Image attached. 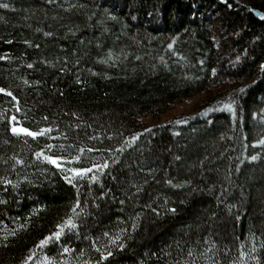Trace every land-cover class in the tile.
<instances>
[{
	"label": "trees",
	"instance_id": "trees-1",
	"mask_svg": "<svg viewBox=\"0 0 264 264\" xmlns=\"http://www.w3.org/2000/svg\"><path fill=\"white\" fill-rule=\"evenodd\" d=\"M0 3L9 5L0 8V87L17 97L0 93V181L13 182L0 183V264H24L33 251L29 264H46L45 255L55 264H173L176 242L185 253L212 249L197 264H264V145L257 144L264 138V21L249 6ZM203 93L187 116L142 122ZM230 101L232 110L205 112ZM11 116L30 130L51 127L55 139L13 135ZM137 133L131 147L114 151ZM39 151L68 157L64 168L102 159L109 167L70 184L63 177L71 173L38 159ZM68 217L77 228L38 248ZM117 235L123 249L110 243ZM65 246L75 251L63 253ZM105 246L112 255L101 260L96 248Z\"/></svg>",
	"mask_w": 264,
	"mask_h": 264
},
{
	"label": "snow or ice",
	"instance_id": "snow-or-ice-1",
	"mask_svg": "<svg viewBox=\"0 0 264 264\" xmlns=\"http://www.w3.org/2000/svg\"><path fill=\"white\" fill-rule=\"evenodd\" d=\"M54 0H48V3L51 4L53 3ZM9 5L7 3H0V8H8ZM46 36L51 35V33H45ZM172 44L170 43L168 45V47L171 49L172 48ZM111 53H109V58H111ZM0 59H2V57H0ZM29 68L32 67V64L28 65ZM25 84H28L29 82L27 80L24 81ZM241 92L243 91V89L240 90ZM0 93L5 94L8 97H11V99L13 101L17 100V97L15 95H13V93L11 91H6L3 87H0ZM18 103V101H17ZM233 107V102L230 101L228 103H223L222 104V108L221 107H217V108H212L209 107L205 110V112H212V111H216V110H223V109H228V110H232ZM17 111H19V108L16 109ZM75 115V114H73ZM45 120L48 119L47 116L44 117ZM15 122V123H12ZM8 123L10 125V132L15 135V136H20V135H24L27 137H31L32 139H36L39 136H47L49 139H55V137H51V133L53 131V129L51 127H46V128H40L38 130H30L27 127H23V126H19V121L17 120L16 116H11L8 120ZM177 123H180L179 121ZM184 123H186V121H184ZM145 131L150 132L151 129H145ZM143 133H137L136 135L131 136L130 138H126L124 141V145L120 148H116L114 151L116 152H123L125 150L126 147H131L132 144L139 139L140 135H142ZM177 135L179 133H176ZM65 138H67L65 136ZM97 137L95 136H91L89 137V139H96ZM109 139H111V137H109ZM258 145H264V138H261L260 140L257 141ZM256 146V145H253ZM46 147L51 150L53 148V145L48 144L46 145ZM60 149H64L65 146L64 145H60L59 146ZM69 148L73 147V145H69ZM78 151L80 153H83L85 151L84 148H79ZM88 152H93V151H101L100 149H97L95 147H88L87 148ZM111 151V150H110ZM34 155L39 159L42 158L44 161L52 164L53 166H55L56 168L60 169L63 173H71V175L68 174H64V179L65 181H67L68 183L72 184L73 180L77 177L79 178H84L88 173H92L93 169H95L97 172L102 173L104 169H107L109 167V162L107 159H102L100 162H94L92 164L91 167H86V168H80V167H74V168H64L63 166V161H67L68 157H61L58 155H48L45 154L44 151H39L34 153ZM75 160H79L80 156L76 155L74 157H72ZM13 159H15V157H13ZM177 160L180 159L179 156L176 157ZM250 160L255 161L257 160V155H252L250 157ZM15 162L17 164H22L23 161L16 159ZM113 162H115V159H113ZM90 180H95L96 177L95 175L88 177ZM0 183H4L5 185H10L13 182L9 179H4L3 181H0ZM169 183H171V181H169ZM75 186V185H73ZM13 187H15V185H13ZM121 203H123V201H121ZM80 208V201H79V194L77 195V200H76V204L75 207L72 208V212L74 213V215H79V213L77 212V209ZM155 211V209L153 210ZM171 211H175V209H171ZM138 219V217H137ZM67 227L69 229H76L77 228V224L73 222V217H68L67 220H65L62 224L57 226V229L55 232H53L52 234H50L49 236L45 237L44 239H42L39 244L37 245L38 248L43 249L45 247L48 246L49 242H54V243H58L60 241L62 232L64 230V228ZM137 225L135 223H133L131 225L132 230L134 231L136 229ZM122 231H128L127 229H122ZM104 235L107 237L109 234L108 233H104ZM110 243L111 244H115L117 245V247H119L120 249H123L124 244L123 243H119L117 244V242L120 240V236L117 235L115 237H110L109 238ZM176 247L178 249H180V258L175 259L173 264H197V260L201 257H208V253L211 252V248H205L203 252L197 253V250L195 247H189L187 249V252L185 253L181 243L180 242H176ZM75 251L74 249H70L68 247H63V253H69ZM97 252H100V258L101 260L103 259H107V257L112 255V252L110 250H107V246H105V251H101V249L99 247L96 248ZM256 249L255 247H253L252 252H255ZM37 253L35 251L31 252V254L25 259L24 264H29V261H32L34 257H36ZM165 255H171L170 253H165ZM244 253H241V256H243ZM209 259H211V257H208ZM253 259H256V257H253ZM44 260L46 261V264H55V261L51 258H49L48 255L44 256Z\"/></svg>",
	"mask_w": 264,
	"mask_h": 264
},
{
	"label": "rangeland",
	"instance_id": "rangeland-1",
	"mask_svg": "<svg viewBox=\"0 0 264 264\" xmlns=\"http://www.w3.org/2000/svg\"><path fill=\"white\" fill-rule=\"evenodd\" d=\"M220 1L223 3L226 2V0H220ZM237 1H239L246 7L248 6L252 7L254 5H258V6H263L264 8V0H237ZM204 98H205V94L204 93L200 94L192 99L185 101L182 104L177 105L176 107H174L169 112L163 115H160L158 117H147V118L142 119V122L147 127H152L164 121H169V120L176 119L179 117L187 116L194 110L196 105L200 104L204 100Z\"/></svg>",
	"mask_w": 264,
	"mask_h": 264
},
{
	"label": "water",
	"instance_id": "water-1",
	"mask_svg": "<svg viewBox=\"0 0 264 264\" xmlns=\"http://www.w3.org/2000/svg\"><path fill=\"white\" fill-rule=\"evenodd\" d=\"M249 11L254 15L255 18H257L260 21H264V11L253 7H249Z\"/></svg>",
	"mask_w": 264,
	"mask_h": 264
}]
</instances>
